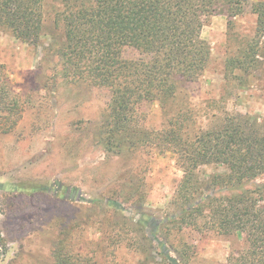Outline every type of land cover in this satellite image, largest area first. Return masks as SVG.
Returning a JSON list of instances; mask_svg holds the SVG:
<instances>
[{"label": "rangeland", "instance_id": "rangeland-1", "mask_svg": "<svg viewBox=\"0 0 264 264\" xmlns=\"http://www.w3.org/2000/svg\"><path fill=\"white\" fill-rule=\"evenodd\" d=\"M256 20L250 3L232 27L225 14L205 20L210 64L188 87L203 128H212L226 112L264 122V37L255 68L228 65L254 37ZM53 34L58 32L52 22L37 44L0 30V86L7 88L6 101L20 98V108L0 114V264H53L61 237L65 251L86 252L95 263L160 264L156 250L166 241L178 261L174 250L186 242L195 254L188 264H225L243 246L241 235L177 231L173 224L170 237L165 231L167 216L178 209L172 202L183 176L176 155L154 150L136 155L129 165L111 160L90 133L109 101L107 89L52 86V70L40 72L43 46ZM144 109L148 124L160 127L159 104ZM225 172L221 164L196 170L201 179Z\"/></svg>", "mask_w": 264, "mask_h": 264}, {"label": "trees", "instance_id": "trees-1", "mask_svg": "<svg viewBox=\"0 0 264 264\" xmlns=\"http://www.w3.org/2000/svg\"><path fill=\"white\" fill-rule=\"evenodd\" d=\"M249 3L257 17L254 37L228 62L246 71L257 66L262 47L261 1L0 0V30L23 42L39 43L52 22L58 34L43 46L39 66L43 73L52 70V86L107 89L109 101L90 133L111 160L129 165L136 155L154 150L176 155L183 176L172 202L178 209L167 216L165 231L170 237L173 224L177 231L189 227L241 235L243 246L225 264H264V122L226 112L212 128H203L188 87L210 64L211 46L202 37L206 18L225 14L232 27V19ZM6 89L0 86V114L8 115L20 108V98L6 101ZM155 102L162 117L157 128L148 124L150 114L144 109ZM208 164L224 165L227 172L199 178L196 170ZM63 240L52 250L53 264H104L86 252L65 251ZM168 245L164 241L156 250L160 264H188L194 258L188 243L174 250L179 261Z\"/></svg>", "mask_w": 264, "mask_h": 264}]
</instances>
